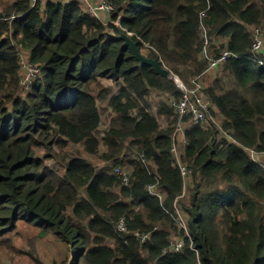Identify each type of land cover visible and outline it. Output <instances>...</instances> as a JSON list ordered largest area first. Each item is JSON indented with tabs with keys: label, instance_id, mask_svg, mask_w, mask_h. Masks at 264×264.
<instances>
[{
	"label": "trees",
	"instance_id": "trees-1",
	"mask_svg": "<svg viewBox=\"0 0 264 264\" xmlns=\"http://www.w3.org/2000/svg\"><path fill=\"white\" fill-rule=\"evenodd\" d=\"M112 1L108 24L79 0L1 10L0 247L34 228L71 247V264H264V165L251 153L264 152V64L250 58L264 0ZM202 22L213 55H232L204 85L209 120L187 115L175 138L179 82L208 67ZM122 33L171 75L141 65ZM23 51L42 70L26 92ZM178 160L192 169L187 183Z\"/></svg>",
	"mask_w": 264,
	"mask_h": 264
},
{
	"label": "built area",
	"instance_id": "built-area-1",
	"mask_svg": "<svg viewBox=\"0 0 264 264\" xmlns=\"http://www.w3.org/2000/svg\"><path fill=\"white\" fill-rule=\"evenodd\" d=\"M37 0H32L35 4ZM116 9V4L112 0H102L98 6H89V12L91 14L96 13L97 10L108 11L109 13H113ZM88 10V9H87ZM94 15V14H93ZM202 18L206 16V12L203 11L201 13ZM201 34L204 38V47L202 56L207 57L208 59V67L206 70L197 76H194L190 82H184L180 80L179 86L182 90V96L179 100H174L172 105L178 112V119L176 122V129L174 132V137L176 138L181 132L184 131V118L187 115L191 116V119L195 123H203L208 119V112L210 111L211 101L204 94L205 84L202 83V78H204L205 74L212 70H220V66L228 60L232 53L228 50H223L220 55L215 56L210 53V38L208 36L207 26L204 22H202L201 26ZM251 55L250 58L258 63L264 64V30L261 27H255L253 33V41L250 48ZM164 66L168 68L165 64ZM20 67H21V78L20 85L23 91H28L32 88L34 82L40 76L42 70L41 66L32 62L24 52H21L20 55ZM172 150L178 154V147L175 142L173 144ZM251 153L253 156L259 154L255 149H251ZM143 162H146L144 155H142ZM178 164L181 170L183 177L185 178V183L190 181L192 176V169L183 163L181 160H178ZM114 172L120 176L125 185L130 183V174L128 171L121 167H116ZM148 189L150 192L157 194L156 185H149ZM159 195V194H158ZM178 223L181 226L186 228V224L183 220H179ZM118 227L122 230L126 229V218L123 216L118 221ZM150 232L143 234L142 239L149 238ZM184 244V239L179 240L176 244V248L179 249Z\"/></svg>",
	"mask_w": 264,
	"mask_h": 264
},
{
	"label": "rangeland",
	"instance_id": "rangeland-1",
	"mask_svg": "<svg viewBox=\"0 0 264 264\" xmlns=\"http://www.w3.org/2000/svg\"><path fill=\"white\" fill-rule=\"evenodd\" d=\"M47 1L41 0L44 11H46ZM11 2L12 0H0V13ZM79 2L82 3V0H79ZM219 72L220 70L214 73L219 74ZM206 78L201 79L205 85L209 82ZM103 82L107 86L112 85L115 87V91H118L121 86V84L111 79H103ZM164 124H167V122H164ZM85 156L87 157L89 155L85 154ZM89 158L96 160L94 156H89ZM261 161L264 163V158ZM52 162L59 164L57 161ZM187 190L188 186L186 192ZM39 234V231L34 228H19L13 234L12 238L15 247H0V264H71L70 261L76 257V253L71 247L66 252L65 247H57L51 237L40 238ZM7 240H9L8 237H2L0 241L2 243H8ZM18 249L22 250V252L18 253Z\"/></svg>",
	"mask_w": 264,
	"mask_h": 264
},
{
	"label": "crops",
	"instance_id": "crops-1",
	"mask_svg": "<svg viewBox=\"0 0 264 264\" xmlns=\"http://www.w3.org/2000/svg\"><path fill=\"white\" fill-rule=\"evenodd\" d=\"M102 0H82V5H83V7L87 10L88 9V11H89V6L90 5H92V6H98V4L101 2ZM94 15H96L103 23H105V24H108V23H110L111 22V14L108 12V11H101V10H97V12L96 13H93ZM223 40L224 41H226V38L224 39L223 38ZM24 52V51H23ZM210 53L213 55V47L211 46L210 47ZM219 70H212V71H210V72H208L207 74H205V76H204V78L205 77H207L206 79H208L209 80V82H211V80L213 79V78H215L216 77V75L217 74H215L214 72H218ZM208 82V83H209ZM208 83L206 84V85H208ZM216 117L217 118H222V115L220 114V113H217V115H216ZM162 119V123L164 124V122H167L166 120H165V118L164 117H162L161 118ZM165 125V124H164ZM180 136V135H179ZM179 140H180V149H181V151H183V149H184V145L186 144L185 142H183L182 140H184V139H182L181 137L179 138ZM264 158V152H262V153H259L257 156H256V159L257 160H259L260 161V163L262 164V165H264V163L261 161V159H263ZM125 169V168H124ZM126 171H128L127 169H125ZM129 172V171H128Z\"/></svg>",
	"mask_w": 264,
	"mask_h": 264
},
{
	"label": "water",
	"instance_id": "water-1",
	"mask_svg": "<svg viewBox=\"0 0 264 264\" xmlns=\"http://www.w3.org/2000/svg\"><path fill=\"white\" fill-rule=\"evenodd\" d=\"M120 37L123 38L125 40V43L132 48V50L136 55V58L140 61L141 65L148 64L154 67V69L162 76L168 77L171 75V71L168 68H166L158 58H152L143 55L139 50L136 42L131 38L129 34L122 33Z\"/></svg>",
	"mask_w": 264,
	"mask_h": 264
},
{
	"label": "clouds",
	"instance_id": "clouds-1",
	"mask_svg": "<svg viewBox=\"0 0 264 264\" xmlns=\"http://www.w3.org/2000/svg\"><path fill=\"white\" fill-rule=\"evenodd\" d=\"M110 14H112V13H110ZM96 16V15H95ZM169 69V68H168ZM115 169V168H114ZM124 169V168H123ZM120 177V176H119Z\"/></svg>",
	"mask_w": 264,
	"mask_h": 264
}]
</instances>
